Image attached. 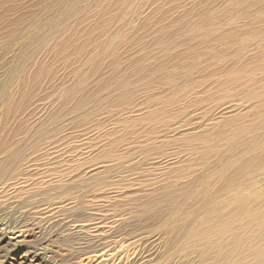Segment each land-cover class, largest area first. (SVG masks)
Segmentation results:
<instances>
[{"label":"rangeland","instance_id":"374dc122","mask_svg":"<svg viewBox=\"0 0 264 264\" xmlns=\"http://www.w3.org/2000/svg\"><path fill=\"white\" fill-rule=\"evenodd\" d=\"M0 134V264H264L184 237L264 197V0H0Z\"/></svg>","mask_w":264,"mask_h":264},{"label":"bare ground","instance_id":"6f19581e","mask_svg":"<svg viewBox=\"0 0 264 264\" xmlns=\"http://www.w3.org/2000/svg\"><path fill=\"white\" fill-rule=\"evenodd\" d=\"M212 28H214V27H212ZM258 45H260V44H258ZM251 49H252V47H251ZM241 72H245V69L240 71V73ZM240 73H238L239 76H238V79L236 78V81H239L241 83L244 82V84H247V85H248V83L254 82L253 78H250L248 76L247 77L242 76ZM257 80H259V79H257ZM226 81H227V79H226ZM225 84H226V82H225ZM223 90H226V87ZM218 91H219V89H218ZM226 92H228V91H226ZM227 94H225V95H227ZM221 96H224V95H221ZM229 109H228V111H230ZM225 116H227V115L225 114ZM225 119L228 120L227 118H225ZM225 119H224V121H225ZM260 142H261V140H260ZM208 147L210 148V146H208ZM7 148H9V147L7 145L3 144L0 147V152H5ZM220 201H221L220 202L221 204L219 206H216L215 210L213 208L214 211H211V212L205 214L203 217H200L199 219L196 218L195 220L188 222V224L186 225L187 228L184 230L188 231L189 233L184 234V237L186 236L187 238L192 237V239L198 238L200 240H205V239H210V238L222 235L224 233H229L230 231L236 230L233 233L232 232L229 233V235L231 236V242H232L230 246L233 245L235 252H237L239 256L243 255L244 253H251L256 258H258V259L262 258V260H264V248H261V246H260V242L264 241V210H262V208H261V210L255 209V206H258V205L264 206V197H259V196L258 197H247L245 195H242L240 191H237L236 194L226 195L224 200H220ZM244 221H247V223H248L247 226H245L246 224L243 225ZM18 222L21 223V219L20 220L18 219ZM235 225H237V226L240 225V227L238 226L237 228H234ZM9 226H10V224H9ZM246 227L249 228V230H251L253 233L257 232L258 236L251 235V234L247 235L246 231L241 230V228L245 229ZM21 228L22 227L18 228L19 230L17 228H14V229L10 230V233H12V234L19 233L18 238H20L21 234L23 233V230ZM238 229H240V231H237ZM4 230L5 229H2L1 231L4 232ZM170 235L172 236V233ZM18 238L17 237L12 238L15 240V242L13 243L12 241H10L9 244L12 246L15 244L17 245V243H19V241H17ZM2 239L3 240L5 239V234L2 235ZM230 249H231V247L226 248V249H224V247L221 248V251H220L221 253H220V255L217 256V257H219L218 259H220V260L218 262H216V264H232L233 260L230 259L231 252L228 251ZM118 252H120V251H118ZM110 255H111V253H110ZM105 256H106V254H105ZM105 259H106V257H105ZM135 260H137V259H135Z\"/></svg>","mask_w":264,"mask_h":264}]
</instances>
